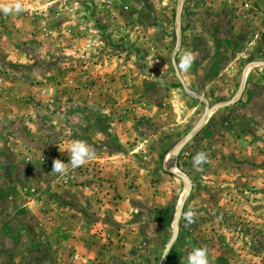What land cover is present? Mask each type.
Returning a JSON list of instances; mask_svg holds the SVG:
<instances>
[{
    "label": "rangeland",
    "instance_id": "1",
    "mask_svg": "<svg viewBox=\"0 0 264 264\" xmlns=\"http://www.w3.org/2000/svg\"><path fill=\"white\" fill-rule=\"evenodd\" d=\"M20 2L0 10V264H264V0ZM74 140L95 158L52 172Z\"/></svg>",
    "mask_w": 264,
    "mask_h": 264
},
{
    "label": "clouds",
    "instance_id": "2",
    "mask_svg": "<svg viewBox=\"0 0 264 264\" xmlns=\"http://www.w3.org/2000/svg\"><path fill=\"white\" fill-rule=\"evenodd\" d=\"M0 10L5 14L12 12L19 13L23 10L20 0H14V4H0ZM198 58V53L191 50H184L180 55L179 63L176 65L179 71L188 73ZM70 158L68 163L62 162L60 159L53 161L52 172L64 174L67 172L68 164L72 168H77L85 165L95 158V150L85 141L74 140L68 147ZM211 163L210 154L206 151H199L193 157V167L196 170H202L204 164ZM195 213L190 209L185 218L189 223L194 222ZM167 252L165 253V255ZM188 264H209V249L206 246L194 248L188 256Z\"/></svg>",
    "mask_w": 264,
    "mask_h": 264
}]
</instances>
